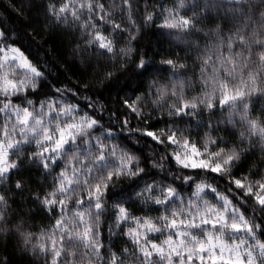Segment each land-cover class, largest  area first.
I'll use <instances>...</instances> for the list:
<instances>
[{"label":"snow or ice","instance_id":"6c2138e0","mask_svg":"<svg viewBox=\"0 0 264 264\" xmlns=\"http://www.w3.org/2000/svg\"><path fill=\"white\" fill-rule=\"evenodd\" d=\"M140 6L117 22L100 0H29L23 24L64 37L100 88L52 83L0 20L3 246L32 264H264V0ZM145 25L184 56L140 52Z\"/></svg>","mask_w":264,"mask_h":264},{"label":"trees","instance_id":"16d2710c","mask_svg":"<svg viewBox=\"0 0 264 264\" xmlns=\"http://www.w3.org/2000/svg\"><path fill=\"white\" fill-rule=\"evenodd\" d=\"M112 1L113 5L111 6L110 2ZM101 3L105 4V8L107 11L114 13V19L117 22L121 21V16L118 14L120 11L121 0H100ZM148 2L159 3L160 0H141L140 8L133 7V13L137 15L133 18H137L138 15L142 14L143 4ZM28 3L29 0H0V20H3L4 25L13 27L17 26L22 33H24V47L26 49V54L30 53V58L33 59L34 62L38 61L40 64L47 66L51 72L52 76L49 77V80L52 83L56 81L52 79V77L59 76L60 79L65 82L71 81L73 84L76 81L88 82L92 83L94 88H100L101 85L97 84L91 75H85L84 71H82V66L80 65L79 57L77 56L75 62H73V54L71 52V45L67 43V40L60 36L59 34H53L52 39L49 38V33L47 30L41 31L39 29L38 23L33 20L31 25L23 24L24 18H31L35 16V12L28 11ZM166 6H170V0H165ZM23 6L22 13L17 11L21 9ZM137 23L139 20L137 19ZM159 24V21L156 22ZM127 26L126 24L124 25ZM37 30L36 35H32L33 29ZM110 31V29H109ZM227 31V30H225ZM28 36H31V39L35 41L34 43H29ZM48 39V43L45 44L44 41ZM138 50L140 52L147 51L150 56H153L156 62H159L162 58H166L174 53H179L181 56H184L185 52L181 50V48L173 45L169 38L165 35L164 32L158 31L152 25H145L143 28V33L137 42ZM191 64V61H189ZM89 73L92 71L91 69L87 70ZM193 69L189 67L188 74L192 73ZM198 71V69H197ZM143 91V89H142ZM83 96L90 95V93H83ZM109 93L108 91L104 92V95L100 97L102 102L107 103H115L114 99L112 101H108ZM111 95L114 98L116 96V89H112ZM121 97H123L124 93H120ZM264 103V100L257 103V107L259 108L260 104ZM163 127V124L160 125ZM161 152L163 149L160 150ZM242 171H245L242 169ZM39 180V177H36ZM221 184V191H223V181L219 182ZM27 190L23 194L24 197H27ZM17 199H20V195L17 194ZM31 207L34 211H36L35 205L25 204V209ZM155 215V213H153ZM31 223L37 225L31 229V231L38 232L40 228L50 226V221L48 217L43 213L39 212V214L31 217ZM105 237L109 236L108 230L106 227L102 228ZM107 243V239L105 240ZM119 243V241H117ZM4 241L0 238V255L8 256L13 264H32L28 257L21 256L12 246L11 243L7 244L6 247L3 246ZM35 264H43V257H40L35 261ZM87 264V262H85Z\"/></svg>","mask_w":264,"mask_h":264},{"label":"rangeland","instance_id":"374dc122","mask_svg":"<svg viewBox=\"0 0 264 264\" xmlns=\"http://www.w3.org/2000/svg\"><path fill=\"white\" fill-rule=\"evenodd\" d=\"M110 4H111V6L113 5L112 1L110 2ZM209 199H210V197H209Z\"/></svg>","mask_w":264,"mask_h":264}]
</instances>
